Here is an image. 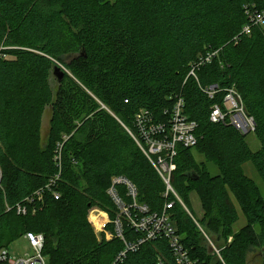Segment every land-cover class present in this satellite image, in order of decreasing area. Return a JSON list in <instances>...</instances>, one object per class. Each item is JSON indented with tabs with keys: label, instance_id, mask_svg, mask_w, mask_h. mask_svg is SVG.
<instances>
[{
	"label": "trees",
	"instance_id": "obj_1",
	"mask_svg": "<svg viewBox=\"0 0 264 264\" xmlns=\"http://www.w3.org/2000/svg\"><path fill=\"white\" fill-rule=\"evenodd\" d=\"M247 5L262 10L264 0H0V248L31 232L44 236L48 264H112L125 244L112 224L106 230L114 237L98 242L89 212L97 207L116 218L107 191L111 178L124 176L151 213L174 203L170 219L193 258L247 264L250 248L264 246V197L244 170L252 163L264 183V26L252 25ZM215 52L196 71L198 80L191 77V64ZM56 65L72 76L55 78L53 87ZM213 85L219 91L210 99L203 90ZM232 87L255 121L257 152L248 135L209 119ZM180 98L198 124V144L178 147L171 179L185 207L166 196V184L130 133L138 137L135 116L142 109L167 124ZM195 153L219 175H209ZM192 192L202 220L191 211ZM233 199L246 218L239 232ZM18 206L27 214L18 215ZM203 234L215 239L219 254L203 246ZM124 236L130 243L142 237L127 226ZM168 246L163 238L148 241L123 264L160 258L174 264Z\"/></svg>",
	"mask_w": 264,
	"mask_h": 264
},
{
	"label": "built area",
	"instance_id": "obj_2",
	"mask_svg": "<svg viewBox=\"0 0 264 264\" xmlns=\"http://www.w3.org/2000/svg\"><path fill=\"white\" fill-rule=\"evenodd\" d=\"M246 10L252 25L264 26V8L254 11V5H247ZM250 30L251 25L245 26L243 33L250 34ZM216 55L217 52L209 53L198 62L191 64L190 76L198 80L196 71L202 64L211 63ZM218 89L217 85H213L203 91L210 99H214L219 91ZM184 107V99L180 98L170 113V119L167 124L154 121V117L148 109H142L135 116V127L138 131V137L130 131L131 136L135 138L137 144L166 184V196L170 193L173 194L183 206V202L176 192L173 191L174 189L171 185L172 174L177 169L175 159L178 156V147L189 149L196 147L198 144L196 136L198 124L185 115ZM209 119L214 124L232 125L243 135L254 133L256 129L255 121L247 115L241 95L235 87L226 90L223 108L219 105L212 107ZM57 159L60 160V156ZM111 179V185L107 194L117 208V214L116 218L111 220L109 215L104 212L107 215V221L100 229L105 231L106 240L109 241L114 235L112 232L106 230V226L107 224H112L116 233L115 235L125 244L124 250L116 257L112 264L125 263L127 255L130 252H136L138 247L148 241L162 238L169 242L168 247L171 251L174 264H202L198 259L193 258L190 251L184 247L176 228L172 224L169 210L173 208L174 203L165 204L164 210L161 213H151L147 206L138 203L137 187L128 178L114 176ZM1 180L2 172L0 168V182ZM54 185L55 180H51L46 189L51 190ZM42 192H44V189L40 190L37 195H41ZM52 195L56 200L60 198V195L56 191ZM26 209L25 206H18V215H26ZM97 215L99 216V214ZM99 219L100 221L102 220L100 217ZM89 222L98 228L90 218ZM125 226L131 228L137 234H141L142 237L137 242H127L124 236ZM201 231L203 232L202 229ZM43 237L42 234L26 233L23 238L27 240L32 251L23 256L12 255L8 250L9 246L0 248V264H47V258L42 252L45 245V238ZM215 252L219 254L217 249H215ZM157 262L158 264H165L161 258Z\"/></svg>",
	"mask_w": 264,
	"mask_h": 264
},
{
	"label": "rangeland",
	"instance_id": "obj_3",
	"mask_svg": "<svg viewBox=\"0 0 264 264\" xmlns=\"http://www.w3.org/2000/svg\"><path fill=\"white\" fill-rule=\"evenodd\" d=\"M111 1H115V0H111ZM64 58H65V61L69 63V60H68L69 58L67 56ZM68 74L70 76H72V74L70 72H68ZM53 78L54 79H51L50 82H51L52 86L55 87L56 86V79H55V77H53ZM50 109H51L50 107L46 109V112H45L44 118H43V124H41L44 140H45V138H47V134H48L49 129H50V121H51V115H52ZM246 141H247L249 147L251 148V150L253 152H257L261 148L260 141L257 139V137L254 133L248 134V136L246 137ZM194 155H195L196 161L199 164H201V163L206 164L209 175H212V176L219 175V169L217 166H215L213 163H207L205 161V158L203 156H200L197 153H195ZM244 170H245V174L260 187V189L262 191V195L264 197V183H263V180L260 177V175L257 173V170L255 169L254 165L252 163H248L244 166ZM190 201H191V211L193 213V216H195V218H197L198 220H202L204 212H203L201 201H200L199 196L196 192L191 193ZM233 202H234V204L237 208V211L239 213V216H240L238 223L234 226V232H236V231L239 232L241 230V228L246 224V218L241 213L235 199H233ZM186 210H187V208H186ZM103 212L104 211H102L101 209H99L97 207L92 208L89 212L91 220L98 227V228H96L92 224V226L94 228L96 240L98 242H101L103 239L106 240L105 231H102L100 229L106 222V217L102 216ZM97 214H99V216ZM99 217L102 218L101 221H100ZM199 230H201V229L199 228ZM203 236H204L202 238L203 239L202 240L203 246L207 247L211 254L216 253L215 247L219 248V245L215 242V239L212 238V241H211L210 239L208 240V238L205 236V234H203ZM231 241H232V237H230V239H229V242H231ZM212 242H214V243H212ZM262 242H264V240ZM8 250L14 256H23L25 254L31 253V251H32L31 247L29 246V243L23 237L16 240L13 243H11L10 246L8 247ZM263 258H264V246L263 245L257 246V247L254 246V247H251L249 252L247 253L246 262H247V264H262ZM47 264H48V259H47Z\"/></svg>",
	"mask_w": 264,
	"mask_h": 264
},
{
	"label": "water",
	"instance_id": "obj_4",
	"mask_svg": "<svg viewBox=\"0 0 264 264\" xmlns=\"http://www.w3.org/2000/svg\"><path fill=\"white\" fill-rule=\"evenodd\" d=\"M65 73H68L63 67L56 65L54 67L53 76L58 80H62Z\"/></svg>",
	"mask_w": 264,
	"mask_h": 264
},
{
	"label": "bare ground",
	"instance_id": "obj_5",
	"mask_svg": "<svg viewBox=\"0 0 264 264\" xmlns=\"http://www.w3.org/2000/svg\"><path fill=\"white\" fill-rule=\"evenodd\" d=\"M102 216H105L106 217V221H107V215L104 212L102 213Z\"/></svg>",
	"mask_w": 264,
	"mask_h": 264
},
{
	"label": "crops",
	"instance_id": "obj_6",
	"mask_svg": "<svg viewBox=\"0 0 264 264\" xmlns=\"http://www.w3.org/2000/svg\"><path fill=\"white\" fill-rule=\"evenodd\" d=\"M240 211H241V210H240ZM241 213H242V212H241ZM238 214H239V213H238ZM243 216H244V215H243ZM90 219H91V218H90ZM239 219H240V216H239ZM244 226H245V225H244ZM244 226H243V227H244Z\"/></svg>",
	"mask_w": 264,
	"mask_h": 264
}]
</instances>
